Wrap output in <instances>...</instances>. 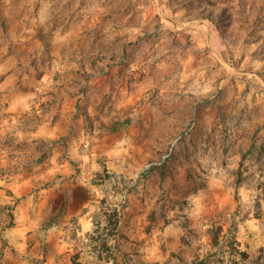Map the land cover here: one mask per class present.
Listing matches in <instances>:
<instances>
[{"label": "rangeland", "instance_id": "obj_1", "mask_svg": "<svg viewBox=\"0 0 264 264\" xmlns=\"http://www.w3.org/2000/svg\"><path fill=\"white\" fill-rule=\"evenodd\" d=\"M0 264H264V0H0Z\"/></svg>", "mask_w": 264, "mask_h": 264}, {"label": "crops", "instance_id": "obj_2", "mask_svg": "<svg viewBox=\"0 0 264 264\" xmlns=\"http://www.w3.org/2000/svg\"><path fill=\"white\" fill-rule=\"evenodd\" d=\"M54 165H51V167H53ZM14 182H20V183H25V182H27L26 180H24V181H22V179L21 180H18V179H15L14 181H13V183ZM16 186V185H15ZM14 228H16L14 231L15 232H18L19 234H20V236H21V239H24V240H27V237H28V235H27V232H28V226H27V224L26 223H21V222H19V221H16L15 222V227ZM10 234L7 236L8 238H9V244H11V243H15V242H13V240H12V238L10 237V235H11V232H9Z\"/></svg>", "mask_w": 264, "mask_h": 264}]
</instances>
